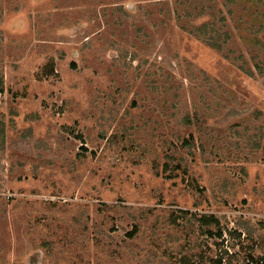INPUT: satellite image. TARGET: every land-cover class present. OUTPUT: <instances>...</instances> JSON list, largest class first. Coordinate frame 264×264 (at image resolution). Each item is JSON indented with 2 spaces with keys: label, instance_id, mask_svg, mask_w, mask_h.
Instances as JSON below:
<instances>
[{
  "label": "rangeland",
  "instance_id": "obj_1",
  "mask_svg": "<svg viewBox=\"0 0 264 264\" xmlns=\"http://www.w3.org/2000/svg\"><path fill=\"white\" fill-rule=\"evenodd\" d=\"M220 253H264V0H0V264Z\"/></svg>",
  "mask_w": 264,
  "mask_h": 264
},
{
  "label": "trees",
  "instance_id": "obj_2",
  "mask_svg": "<svg viewBox=\"0 0 264 264\" xmlns=\"http://www.w3.org/2000/svg\"><path fill=\"white\" fill-rule=\"evenodd\" d=\"M184 214H188V212H182ZM172 214L174 215L175 213L172 212ZM190 217H191V220L190 222L196 220V222H198L199 224V229L201 231V233L207 236H209L210 238H213V237H217V239L219 238H222L223 237V234H222V228L220 229V220L217 216L213 215V214H210V215H207V214H204V215H201L199 216V214H190ZM176 220V219H175ZM212 223H215L216 225H218V229H219V232L215 233V229L211 228L210 226L212 225ZM139 231V227L136 226L132 232H130L128 234V237H135L137 235ZM239 236H241V234H239ZM191 249V248H190ZM172 252V251H171ZM174 253V252H173ZM180 254H182L181 252H179ZM189 255H191L193 258H197V257H200L202 258V254L201 253H198V254H194V253H191L189 252ZM189 255L187 254H184L180 260H182V262L184 264H200L201 262L198 261V262H194L191 263L190 261V258L188 257ZM224 260V254L223 253H220L217 260H216V263L218 264H221ZM187 262V263H186ZM244 264H264V253H261L260 255H256L254 256L253 254H249L246 258H245V261H244Z\"/></svg>",
  "mask_w": 264,
  "mask_h": 264
}]
</instances>
